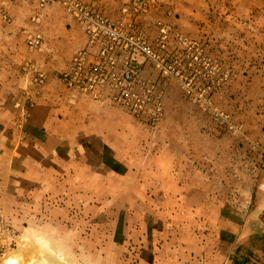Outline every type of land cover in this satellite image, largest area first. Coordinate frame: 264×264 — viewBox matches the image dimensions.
Segmentation results:
<instances>
[{"label":"crops","instance_id":"0c3cea01","mask_svg":"<svg viewBox=\"0 0 264 264\" xmlns=\"http://www.w3.org/2000/svg\"><path fill=\"white\" fill-rule=\"evenodd\" d=\"M80 1L165 61L191 55L181 37L208 53L228 72L217 98L233 102L231 126L122 45L115 64L134 57L146 83L163 82L165 112L146 129L108 81L84 89L63 79L80 51L89 68L100 63L104 44L62 1L0 0V223L29 215L34 202L45 210L52 201H93L94 186L108 195L110 185L124 193L132 184L137 200L180 201L204 218L197 222L216 247L209 264H264V0ZM226 216L239 221L224 245L214 220Z\"/></svg>","mask_w":264,"mask_h":264},{"label":"rangeland","instance_id":"374dc122","mask_svg":"<svg viewBox=\"0 0 264 264\" xmlns=\"http://www.w3.org/2000/svg\"><path fill=\"white\" fill-rule=\"evenodd\" d=\"M180 54L181 52L173 54V59L180 60ZM205 58L211 57L207 53ZM217 75L220 86L212 100L232 119L235 113L233 102L229 98H217L219 92L222 96L225 90L228 72L219 66ZM172 77H175L173 83L181 87L185 94L179 76ZM181 93L179 92L180 95ZM162 96L163 89L161 115L156 119L157 122L165 112ZM195 105L208 113L201 105ZM152 111L150 109L148 113ZM208 115L216 121L209 113ZM136 120L148 130L157 128L156 120ZM139 128L136 126V129ZM94 187L96 192L93 201L74 198L67 203L52 201L45 210L35 208L38 203L34 202L27 211L29 215L12 217L6 223L1 222L0 264L210 263L207 259L212 258L216 250L210 239L213 236L202 234V226L197 220L204 218L192 217L187 214L188 211L181 210L182 202L137 200L136 185L132 184L123 186L124 193H116L118 186L110 185L108 195L100 193V186ZM226 204L232 205L239 212L237 207L240 204ZM243 206H240L241 209ZM214 221L219 224L221 244L225 245L230 240L226 238L229 236V226L237 223L239 217H215ZM12 258L18 261H12Z\"/></svg>","mask_w":264,"mask_h":264},{"label":"built area","instance_id":"2783aa9c","mask_svg":"<svg viewBox=\"0 0 264 264\" xmlns=\"http://www.w3.org/2000/svg\"><path fill=\"white\" fill-rule=\"evenodd\" d=\"M48 2L57 0H47ZM68 10L76 15L84 24L87 34L94 40H101L103 59L100 63L90 67L86 65L85 52L80 51L73 59L72 67L64 73L63 79L69 84L78 85L84 89L102 81H108L113 89V98L121 106L136 118L156 120L161 115V91L157 84H148L142 78L139 64L134 58L136 53L150 59L156 67L166 75L179 76L190 102L199 104L218 123L228 127L231 126V118L221 111L213 102L212 96L220 86L218 64L212 58H205L195 44L188 38H179V43L190 50V56L182 52L178 58L165 61L157 51L152 48L139 35L131 36L125 34L114 22L101 17L87 4L80 0H59ZM124 45L134 57L121 64L113 62L112 55L118 47ZM178 57V56H177ZM153 109L151 113H148ZM261 164L264 169V144L262 146ZM264 189V173L260 183Z\"/></svg>","mask_w":264,"mask_h":264},{"label":"bare ground","instance_id":"6f19581e","mask_svg":"<svg viewBox=\"0 0 264 264\" xmlns=\"http://www.w3.org/2000/svg\"><path fill=\"white\" fill-rule=\"evenodd\" d=\"M12 261H18L17 259L12 258ZM12 263V262H11ZM40 264H45L44 262H41Z\"/></svg>","mask_w":264,"mask_h":264}]
</instances>
